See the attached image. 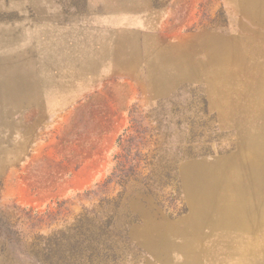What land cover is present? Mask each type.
<instances>
[{
    "label": "rangeland",
    "instance_id": "1",
    "mask_svg": "<svg viewBox=\"0 0 264 264\" xmlns=\"http://www.w3.org/2000/svg\"><path fill=\"white\" fill-rule=\"evenodd\" d=\"M103 13L96 79L56 32ZM0 264H264V0H0Z\"/></svg>",
    "mask_w": 264,
    "mask_h": 264
},
{
    "label": "crops",
    "instance_id": "2",
    "mask_svg": "<svg viewBox=\"0 0 264 264\" xmlns=\"http://www.w3.org/2000/svg\"><path fill=\"white\" fill-rule=\"evenodd\" d=\"M137 23L138 22L132 18H125L121 16L114 17L113 15H109L107 13L94 14L93 16L87 18L75 20L74 24L70 26L73 29H80L78 32L84 31L83 37L80 34V38L78 39L75 36L72 39L69 38L68 35L65 36L63 31L68 28H62L61 30V27H59L56 33L60 61H62V57L64 60L65 55L68 54L64 52L66 48L67 52L70 48H72L73 53H78L81 56L86 57L84 61H86L87 65L84 66L83 69L94 71L96 79H107L111 77L114 74V69H120L128 72L131 63L128 57L127 38L124 39V42L123 40L116 39L115 45H113L114 42H112L111 35L113 31H117L118 34H122L124 28H128L129 26L136 27ZM136 29H138V27ZM126 32L127 30L125 31V34L127 35ZM113 47L117 48L116 53L114 52L115 55L113 54ZM123 48H125L127 52L123 53ZM74 78H76V81L74 80L76 87L80 88V79L82 76L78 74L74 75ZM52 79L59 78L56 77ZM97 84L98 83L95 85ZM85 85L88 86V83ZM48 87H50V85H48ZM55 88L63 89L64 86H62L59 82ZM53 91H55L54 88ZM51 92H46L48 100L49 97H52Z\"/></svg>",
    "mask_w": 264,
    "mask_h": 264
},
{
    "label": "trees",
    "instance_id": "3",
    "mask_svg": "<svg viewBox=\"0 0 264 264\" xmlns=\"http://www.w3.org/2000/svg\"><path fill=\"white\" fill-rule=\"evenodd\" d=\"M121 137L122 134H120V136L117 139V144H119V142L121 141ZM115 159V158H114ZM111 179H107L106 183L110 182ZM97 187V185H96ZM87 193V192H86ZM103 202H107V200H103ZM65 205L64 201H59V202H55L54 203V208L53 210L50 208H47L43 213H38V212H33L32 210H28L24 216L26 221H28V223H30V225H32V227H37V226H41L42 224H51L52 222H56L59 217L62 215V209L63 206ZM106 211L101 212V215H106ZM97 215V213H96ZM58 231H54L53 233V238L56 241L54 244V247H59V244L57 242V238L56 236H58ZM44 248H47V245H45ZM21 253V252H20ZM22 255H25L24 253H22Z\"/></svg>",
    "mask_w": 264,
    "mask_h": 264
}]
</instances>
